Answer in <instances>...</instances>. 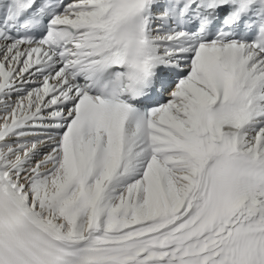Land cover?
<instances>
[{
	"label": "snow or ice",
	"instance_id": "1",
	"mask_svg": "<svg viewBox=\"0 0 264 264\" xmlns=\"http://www.w3.org/2000/svg\"><path fill=\"white\" fill-rule=\"evenodd\" d=\"M0 264H264V0H0Z\"/></svg>",
	"mask_w": 264,
	"mask_h": 264
}]
</instances>
